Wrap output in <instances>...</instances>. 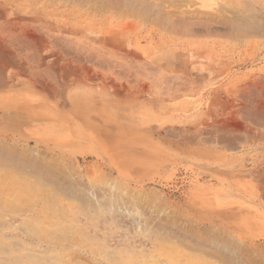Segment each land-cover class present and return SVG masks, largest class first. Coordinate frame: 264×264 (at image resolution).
<instances>
[{
	"label": "rangeland",
	"instance_id": "obj_1",
	"mask_svg": "<svg viewBox=\"0 0 264 264\" xmlns=\"http://www.w3.org/2000/svg\"><path fill=\"white\" fill-rule=\"evenodd\" d=\"M3 1L0 147L129 194L104 217L135 264H230L208 225L264 264V0Z\"/></svg>",
	"mask_w": 264,
	"mask_h": 264
},
{
	"label": "bare ground",
	"instance_id": "obj_2",
	"mask_svg": "<svg viewBox=\"0 0 264 264\" xmlns=\"http://www.w3.org/2000/svg\"><path fill=\"white\" fill-rule=\"evenodd\" d=\"M71 101L76 108L87 107L76 93L71 95ZM4 115L9 116V113L5 112ZM3 155L7 159H3ZM54 171L20 152L0 147V227L8 221L7 215L11 216L10 219L18 217L16 228L22 233V236L0 233V264H135L137 260L135 261L132 254L136 249L131 239L133 237L128 232L125 235L109 232V222L104 217V213L120 209L129 213V217H134L137 211L132 208L131 196L126 193L125 198L119 195L114 183L107 184V188L92 183L85 187L81 178L74 180L71 176ZM14 173L21 175V179ZM2 196L19 199L18 205L4 203ZM60 197L68 202L65 203L68 208L66 211L63 209L64 205L61 206ZM147 224L146 218L143 228ZM192 227H186L184 233L191 238L196 249L212 246L221 251L230 264H253L247 251L239 247L237 241L222 236L213 229V225L207 226L203 236H199ZM41 243L46 247L40 245ZM110 243L114 244L112 249ZM116 247L125 248L127 253L121 256L119 251L116 256ZM166 256L169 258L170 255L167 253ZM196 256L199 257L191 254L195 259ZM144 260L141 264H156L147 262L145 257ZM203 264L212 262L204 260Z\"/></svg>",
	"mask_w": 264,
	"mask_h": 264
}]
</instances>
